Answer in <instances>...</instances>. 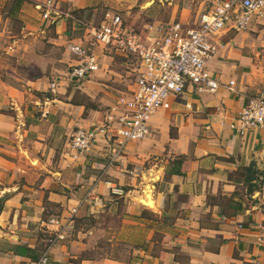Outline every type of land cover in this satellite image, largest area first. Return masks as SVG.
<instances>
[{"label":"crops","instance_id":"1","mask_svg":"<svg viewBox=\"0 0 264 264\" xmlns=\"http://www.w3.org/2000/svg\"><path fill=\"white\" fill-rule=\"evenodd\" d=\"M37 1L24 0L14 10L12 0L9 16L24 3L31 15L40 14ZM123 1L56 0L60 10H77L93 22L107 11L122 14L104 7ZM53 25L60 45L78 40L70 23ZM29 41H17L20 73L15 69L14 77L0 78V102L15 99L13 115L0 106V264H30L42 247L41 221L59 215L68 222L72 214L73 227L53 248L52 264H264V129L240 135L231 127L249 98L264 88V13L252 14L245 29L223 31V44L208 61L223 85L211 92L187 83L169 108L151 118V134L129 141L113 164V142L100 135L89 152L74 157L71 136L79 126L102 124L135 79L112 101L107 74L112 57L104 55L99 70L71 80L90 103L62 85L32 105L25 86L40 85L42 76L29 77L26 70L38 66L40 74L48 57L44 49H30ZM71 58L70 65L76 62ZM252 163L259 171L249 181ZM89 192L102 201L85 199Z\"/></svg>","mask_w":264,"mask_h":264},{"label":"built area","instance_id":"2","mask_svg":"<svg viewBox=\"0 0 264 264\" xmlns=\"http://www.w3.org/2000/svg\"><path fill=\"white\" fill-rule=\"evenodd\" d=\"M207 1L203 0L200 11L191 21L149 24L144 30L129 26L125 16L116 11H107L99 22H93L72 10H60L56 0L36 2L45 19L62 17L79 26L78 40L66 43L76 60L70 66V78L84 79L99 70L102 53L120 56L125 63L130 61L134 65V87L118 96L104 122L91 127L79 126L73 132L70 149L74 157L89 152L101 135L106 142H113L109 161L113 164L119 161L129 141L150 135L151 118L158 110L169 108L171 98L182 94L187 83L211 92L223 85L209 71L208 61L223 44V31L247 28L252 14L264 13V0H210L209 4ZM234 83L230 80L228 86ZM231 127L240 135L264 129V88L249 98ZM85 199L94 204L102 201L93 192ZM76 211L73 209V213ZM73 221V214L68 222L59 215L42 220V247L30 264H52L53 248L65 237L67 227H73Z\"/></svg>","mask_w":264,"mask_h":264},{"label":"rangeland","instance_id":"3","mask_svg":"<svg viewBox=\"0 0 264 264\" xmlns=\"http://www.w3.org/2000/svg\"><path fill=\"white\" fill-rule=\"evenodd\" d=\"M27 1L28 3L31 2V0ZM202 2L203 0H137L133 3L123 1L118 6L109 4L104 8L122 12L129 26L137 28L138 30H144L146 25L155 24V22L163 23L179 19L186 20L187 18L191 21L200 11ZM207 2L209 4L210 0ZM11 5L12 0L0 4V78L6 80L10 77H14L11 76V73H13L15 69L20 73L19 69H22V66L18 64L17 57L23 54L22 52L20 54L18 51H15L18 48L17 41L30 39L28 44L31 46L30 49H44L48 58L47 64L40 70V74L38 66H28L26 75L29 77L42 76V79L40 80L41 84L39 83L40 85H36L39 89L32 85L25 86L28 92H30L29 87H32L31 92L33 94V96L30 97L29 93L23 90L28 98L26 102L31 100L32 105H34V101L32 100H43L46 96L57 93L58 88L62 85H68V88L73 89L76 95L80 96L82 101L90 103L88 97L81 94L82 89H80L79 84H74L71 81L72 78L68 75L71 66L68 63L69 56L73 58V55L70 53L68 56L66 53L67 47L59 44L60 38L59 35L56 34V26L53 25V23H57L60 20L65 24L69 21L73 28V36L75 34L76 37L78 34L80 35L78 24L71 19L66 21L62 17L45 19L41 14H38L37 11H35L34 15H31L28 11L30 8L25 3L21 7L22 10L16 15L9 16L13 13L10 11ZM104 8L103 11L105 10ZM72 11L79 15H83L77 10ZM30 17L33 20H30ZM23 52L26 51L23 50ZM104 55L105 54L102 53L100 58ZM110 56L112 58L109 60L110 70L107 71V74L111 75L112 78L108 81V89L110 90L112 101H115V98L119 95L121 90L127 89L128 85L132 82L135 76L132 68L134 65H132L130 61L123 63L122 59H118L115 55ZM115 78L119 79L116 81ZM54 82L56 83L55 86L52 85ZM10 96L14 97L15 95ZM14 100L12 99L13 104H11V100H1V111H8L13 115L15 111ZM110 105H108V107ZM171 134L175 135L174 126L171 127Z\"/></svg>","mask_w":264,"mask_h":264},{"label":"trees","instance_id":"4","mask_svg":"<svg viewBox=\"0 0 264 264\" xmlns=\"http://www.w3.org/2000/svg\"><path fill=\"white\" fill-rule=\"evenodd\" d=\"M24 0H15V2H14V4H13V9L14 10H16V9H19V7L21 6V4H22V2H23ZM181 158L179 159V163H181L183 160H184V157L185 156H180ZM254 164L252 163V165H250V166H248L247 167V179L250 181V180H252L253 178H252V176H250L251 175V173L254 171V172H256L257 173V171H259V170H257L254 166H253ZM173 173H181V170H175ZM2 208H3V204L1 203V201H0V210H2ZM27 248H25V247H21V248H19V250H26ZM33 257H34V259H36L38 256H35V255H32Z\"/></svg>","mask_w":264,"mask_h":264},{"label":"bare ground","instance_id":"5","mask_svg":"<svg viewBox=\"0 0 264 264\" xmlns=\"http://www.w3.org/2000/svg\"><path fill=\"white\" fill-rule=\"evenodd\" d=\"M149 199H150V205H153V200L151 199V197L149 196ZM154 206V205H153Z\"/></svg>","mask_w":264,"mask_h":264},{"label":"water","instance_id":"6","mask_svg":"<svg viewBox=\"0 0 264 264\" xmlns=\"http://www.w3.org/2000/svg\"><path fill=\"white\" fill-rule=\"evenodd\" d=\"M146 196L148 197V192L145 191ZM142 201H145L144 198H142ZM150 201V200H149Z\"/></svg>","mask_w":264,"mask_h":264}]
</instances>
